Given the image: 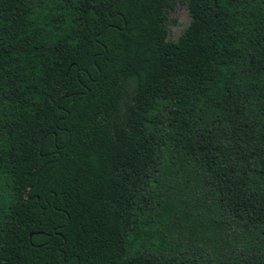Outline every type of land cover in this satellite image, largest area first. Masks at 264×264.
Masks as SVG:
<instances>
[{"label": "trees", "instance_id": "trees-1", "mask_svg": "<svg viewBox=\"0 0 264 264\" xmlns=\"http://www.w3.org/2000/svg\"><path fill=\"white\" fill-rule=\"evenodd\" d=\"M0 264H264V0H0Z\"/></svg>", "mask_w": 264, "mask_h": 264}, {"label": "rangeland", "instance_id": "rangeland-1", "mask_svg": "<svg viewBox=\"0 0 264 264\" xmlns=\"http://www.w3.org/2000/svg\"><path fill=\"white\" fill-rule=\"evenodd\" d=\"M189 23L190 14L187 6L184 3H178L169 13L168 28L170 39L177 40Z\"/></svg>", "mask_w": 264, "mask_h": 264}, {"label": "water", "instance_id": "water-1", "mask_svg": "<svg viewBox=\"0 0 264 264\" xmlns=\"http://www.w3.org/2000/svg\"><path fill=\"white\" fill-rule=\"evenodd\" d=\"M32 189H30V191H31Z\"/></svg>", "mask_w": 264, "mask_h": 264}]
</instances>
